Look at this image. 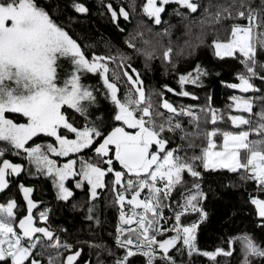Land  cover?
<instances>
[{"label":"snow or ice","instance_id":"1","mask_svg":"<svg viewBox=\"0 0 264 264\" xmlns=\"http://www.w3.org/2000/svg\"><path fill=\"white\" fill-rule=\"evenodd\" d=\"M173 3L177 8L169 15L181 18L188 37L175 51L174 25L162 17ZM69 6L77 14L89 12L81 0ZM101 7L106 9L101 15L108 14L124 33L120 19L132 22L136 0H128L131 12L123 5L118 10L111 3ZM60 12L61 5L51 0H0V194L25 173L43 177L51 181L57 206L71 202L85 220L99 225L98 203L110 193L118 211L116 251L94 239L73 241L67 228L53 227L52 206L35 200V188L20 181L16 188L23 203L11 194L0 202V264H80L84 244L97 250L96 264H107L100 259L102 252L112 264H137V258L139 264H178L173 252L219 264L220 256L234 255V241L240 242L239 264H264V243L247 232L230 237L227 249L202 250L197 243L198 227L207 217L204 172L226 169L264 192V0H147L142 13L148 20H140L124 40L131 53L118 47L112 51L114 46L105 42L106 51L89 54L58 22ZM161 25L167 27L156 36H168L167 46L161 39L145 38ZM221 31L227 32L226 39L219 38ZM209 32L215 33L210 44L214 56L235 58L242 66L239 82L226 86L252 93L229 97L234 102L229 108L247 114H229L234 130L217 127L223 117L211 106H175L164 90L146 86L132 62L133 55L142 57L150 72L159 59L166 72L170 67L176 73L173 56L194 55ZM89 74L98 78L97 85L85 82ZM177 74L181 90L163 89L198 100L184 85L201 87L208 71L197 62ZM100 96L110 107L97 114ZM68 110L83 122L71 119ZM202 123L211 124L210 130L202 129ZM216 137L223 140L219 150ZM201 138L206 146L196 143ZM9 155L21 162L5 158ZM70 178L71 188L66 184ZM75 190L84 192L86 209L75 200ZM249 202L264 228V199L250 195ZM189 214L198 219L188 221Z\"/></svg>","mask_w":264,"mask_h":264},{"label":"trees","instance_id":"2","mask_svg":"<svg viewBox=\"0 0 264 264\" xmlns=\"http://www.w3.org/2000/svg\"><path fill=\"white\" fill-rule=\"evenodd\" d=\"M49 0H43V3H48ZM207 2V0H203ZM53 6L56 3L61 5V16L66 18L68 14H71L68 8V0H51ZM89 12L87 13L85 19H87L86 26L82 28L83 34L81 32L80 36L89 37L94 40V43L99 48H103L105 42L111 40L120 43L122 37L127 33H119L115 30L109 21H106V17H101L97 12L94 13L93 6L90 4L88 6ZM177 8L174 6L172 9H168L166 12L162 13L164 20L168 21L170 24L174 25L171 30V40L173 41L174 51L179 47L183 46L184 41L188 39L185 33L184 22L181 18L172 13V10ZM51 11V9H49ZM183 11V9H180ZM131 12V11H130ZM137 15H142V12L134 13ZM134 14L132 22L126 27L127 31H131L133 27L137 24L134 20ZM74 17H77L74 15ZM109 19V18H108ZM59 21V17L57 16ZM77 20L80 18L77 17ZM167 27V25L153 26V31L151 33H145V38L149 39H161L165 46L168 45V36L157 37L156 33L160 32L162 28ZM76 31V30H75ZM77 34V31L75 32ZM215 33H207L206 40L207 43L198 48L196 53L192 56H173L176 61L177 72L174 73L169 67L167 72L162 67L161 61L159 59L152 62V71L146 72L144 68L143 58L137 55H133V64L136 68L140 69L144 76L145 84L150 89L164 90L165 96L172 102L175 106L180 105H190L196 104L199 106H211L217 109V116L223 117L222 120L218 121L217 127L224 130H234V126L228 120L229 114L239 115L246 113H241L239 110L229 108V104H234L233 101L229 100L230 96L238 95H252V93H242L237 89H231L226 86L227 83H238L236 79V74L242 71V66L239 61L232 57H226L223 59L217 58L213 54V50L210 47L211 40L213 39ZM220 39L227 38V32L221 31L219 33ZM110 43V42H109ZM139 46V39L137 40ZM116 50V49H115ZM121 50L131 53L132 50L125 48L124 46ZM91 53V51H90ZM199 62L203 68L208 71V75L202 77L203 84L201 87H195L193 85H184V89L195 93L198 100H193L191 97H182L174 93L167 92L163 89V85H168L169 87L176 90L178 93L181 90V85L178 83V74L185 73L191 70L195 64ZM225 82V83H222ZM259 85V81H256ZM92 84V83H90ZM94 84V83H93ZM92 84V85H93ZM159 99V97H156ZM100 102L108 108L110 105L107 101L101 98ZM102 111L99 109L97 114H101ZM68 115L71 119L78 123H82V119L78 114L73 113L68 110ZM210 118V117H209ZM187 126V121H184ZM211 124L204 125L202 123V129L210 130ZM216 144L219 146L222 142V137L214 138ZM176 143H180L179 137L176 138ZM197 144L204 143L206 146V141L200 140L196 141ZM196 152L200 149L196 148ZM191 154V150H188ZM85 155H88L85 153ZM5 158L11 159L13 162L20 163L21 160L16 157L6 156ZM25 164L26 161L24 162ZM118 167V165H117ZM190 179V178H189ZM23 181L28 186H33L35 192L33 193V198L37 201H42L45 205H51L53 212L51 214V222L53 227H64L67 228L69 235L75 241L79 239L81 241H87L89 239H94L103 242L106 246L111 248L113 252L116 251L113 235L115 231V224L117 222L118 211L110 201L112 200V195L107 194L106 198H102L98 203V216L101 221L99 225L95 223H90L83 218V211L81 209L73 210L71 207V202L59 203L55 200L54 189L50 181L39 177L33 180V184L27 183L25 175L20 176L19 181H14L12 187L7 193L0 194V202H4L8 195H14L17 201L23 203L22 197L16 188V184ZM203 190L207 193V199L203 201L202 206L207 212V217L198 227L197 231V243L198 247L202 250H214L215 247L220 246L225 249L228 248L227 241L230 237L239 236L242 233H250L258 242L264 243V228L259 227L261 223V218L256 216L255 206L249 202V196L255 195L261 199H264V192H258L256 185L252 182L245 183L239 179L237 174L229 173L225 170H209L204 172V179L202 182ZM74 197L76 201H83L84 208L87 207V200L84 192L81 190L74 191ZM179 191L174 195V199H178ZM71 199V198H70ZM38 206L36 211H39ZM198 219L196 214H189L187 220ZM96 249H89L87 244L83 245L82 257L80 259V264H84V261H89V264H96L97 256ZM234 255L231 257L220 256L219 264H239L240 259V242L234 241L233 247ZM178 264H188L191 260V264H211L208 258L194 254L193 257L189 258L186 254L180 255L175 252L172 253ZM100 259L107 261V264H112V258H109L107 252H102ZM137 264H139V258H137Z\"/></svg>","mask_w":264,"mask_h":264},{"label":"flooded vegetation","instance_id":"3","mask_svg":"<svg viewBox=\"0 0 264 264\" xmlns=\"http://www.w3.org/2000/svg\"><path fill=\"white\" fill-rule=\"evenodd\" d=\"M99 1V2H98ZM69 3L68 4V8L71 12V14H68V16L66 18H63L61 16V13H59L57 16L59 17V21L58 22H63L66 26V29L70 32L71 35H73L74 38H76L78 40V42L85 48V50L87 52H89L90 54V51H97V52H103V51H106L105 47L101 48V47H97L96 44L94 43V40L90 39L89 37H83V36H80L81 32L83 34V31H82V28H84L86 26V23H87V19H85L86 15L87 14H77L74 12V10L69 6L70 3H71V0H68ZM81 2L85 3L86 6L88 7L90 4L93 6V12L97 14V12L99 10H101V3L103 2V0H81ZM147 0H140V4H137V8L136 10H139V12H142V6L144 3H146ZM108 3H111L113 5V7L118 10L119 7L121 5H123L128 11L129 9L127 8V4H128V0H117V2L114 0L112 1H108V2H105L104 4H108ZM174 6H177L176 4H169L167 6V10L168 9H172L174 8ZM106 10V9H105ZM135 10V12H136ZM100 14L101 17H106V21H109L110 22V25L115 29V30H118L119 29L114 25L112 24L111 20H110V17L108 19L107 16H104V15H101L102 12H98ZM77 16L78 18H80V20H77V17H74ZM71 17V19H69ZM140 19L141 20H145L147 21L148 18L145 17L142 13V15H139ZM57 18V17H56ZM129 23H126L123 18L120 19V27H124L126 28L128 26ZM77 31V34H75V32ZM81 31V32H80ZM130 31V30H129ZM127 33L122 37L120 43H117L113 40L109 41L111 45H113L114 47L112 48V51H115V49L118 47V48H122L123 46H125L124 44V40L125 38L127 37L128 35V31H126ZM119 33H121L119 31ZM97 80L98 78L92 74H89L88 77L85 79V82L86 81H90L93 85H97ZM99 98L103 99V96H100ZM66 107V106H65ZM25 166H27V164H25ZM51 182V181H50ZM66 184L71 188L73 185H72V181H71V178L69 179V181H66ZM76 191V190H75ZM78 191V190H77ZM60 203H64V202H60Z\"/></svg>","mask_w":264,"mask_h":264},{"label":"rangeland","instance_id":"4","mask_svg":"<svg viewBox=\"0 0 264 264\" xmlns=\"http://www.w3.org/2000/svg\"><path fill=\"white\" fill-rule=\"evenodd\" d=\"M108 1H112V0H103V4L105 3V2H108ZM117 2V0H114V2ZM99 2V1H98ZM101 3V4H102ZM137 4H139V5H141L140 4V0H136V8H137ZM128 5V4H127ZM129 11H131V9H129ZM98 12H104V13H106V10L104 9V8H101V10H99ZM136 12H139V10H136ZM135 12V13H136ZM104 16H107L108 18H109V15L108 14H104ZM134 20L135 21H137V23L141 20L140 19V17H139V15H135L134 14ZM134 28V27H133ZM125 48L127 47L126 45L124 46ZM86 83H91L90 81H86ZM238 90V89H237ZM239 91V90H238ZM104 103H102V102H100V99H99V105H98V107H99V109H101V111H102V113L105 111V109H106V107L103 105ZM216 142V141H215ZM222 143H223V140H222V142H221V144L220 145H222ZM218 148V147H217ZM216 150H219V149H216ZM25 175V178H26V180H27V183L28 182H30V184L32 185L33 184V180H35V179H37V178H32V177H28V175H27V173H25L24 174ZM34 186V185H33Z\"/></svg>","mask_w":264,"mask_h":264}]
</instances>
